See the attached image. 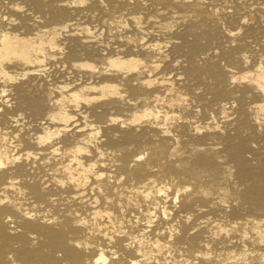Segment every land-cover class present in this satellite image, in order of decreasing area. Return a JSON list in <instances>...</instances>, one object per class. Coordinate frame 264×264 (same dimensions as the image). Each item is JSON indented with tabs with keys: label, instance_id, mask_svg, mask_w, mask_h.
Returning <instances> with one entry per match:
<instances>
[{
	"label": "bare ground",
	"instance_id": "obj_1",
	"mask_svg": "<svg viewBox=\"0 0 264 264\" xmlns=\"http://www.w3.org/2000/svg\"><path fill=\"white\" fill-rule=\"evenodd\" d=\"M0 264H264V0H0Z\"/></svg>",
	"mask_w": 264,
	"mask_h": 264
}]
</instances>
